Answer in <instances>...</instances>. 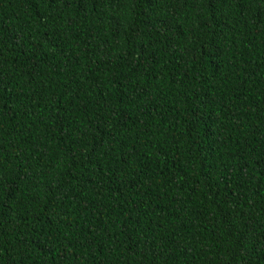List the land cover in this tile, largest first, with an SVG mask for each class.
<instances>
[{
  "label": "trees",
  "instance_id": "trees-1",
  "mask_svg": "<svg viewBox=\"0 0 264 264\" xmlns=\"http://www.w3.org/2000/svg\"><path fill=\"white\" fill-rule=\"evenodd\" d=\"M0 264H264V0H0Z\"/></svg>",
  "mask_w": 264,
  "mask_h": 264
}]
</instances>
